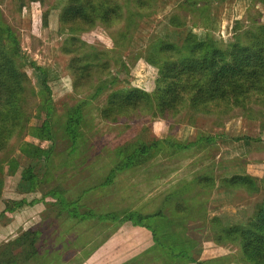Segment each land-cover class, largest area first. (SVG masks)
<instances>
[{
    "label": "rangeland",
    "instance_id": "obj_1",
    "mask_svg": "<svg viewBox=\"0 0 264 264\" xmlns=\"http://www.w3.org/2000/svg\"><path fill=\"white\" fill-rule=\"evenodd\" d=\"M210 1L206 13L211 21L188 16V25L198 35L203 33L206 23L210 25L218 46L234 42L236 29L248 24L249 10L255 14L253 5L246 0ZM178 3L180 0H159L156 13L151 18L140 19L138 27L123 25L113 30L99 27L75 35L83 42L84 45L79 43V46L85 52H110L106 55L112 64L106 77L102 76L101 81L96 78L92 88L77 94L72 89L70 56L63 52L69 46L70 35L59 36L57 32L62 0H46L43 5L34 0H0V18L13 28L22 53L47 73L45 77L29 65L22 67L32 86L27 96L30 130L44 122L46 113L40 104L49 93H52L55 111L53 141L40 139L34 131L23 132L15 134L7 150L0 153V178L4 181L0 214L7 201L31 203L59 186L68 188L66 195L75 198L90 189V199L85 202H91L86 203V208L102 214L140 212V206L146 203L150 204L149 212L161 205L165 208L162 212L169 214L174 211V199L169 203L166 199L179 196L186 207L195 206H192L193 213L187 220L183 219L188 224L173 223L168 219L170 216L167 221L155 224L161 240L165 238L166 244H170V237L175 234L195 240L198 262L239 254V246L218 245L210 238L209 231L201 227L213 216L229 225H246L254 207L263 202L264 190L249 194L244 189H228L220 180L239 174L251 175L260 183L264 176V144L235 142L232 137L264 139V109L255 107L250 117L233 112L224 118L199 114L191 120L186 111L171 121L150 115L114 124L105 121L98 108L100 101L96 97L102 86H109L112 91L134 87L147 92L155 90L160 66L157 50L165 36L175 39L171 35L173 31L168 35V22ZM46 12L49 13L47 27L43 23ZM44 78L51 86L49 89L43 85ZM83 101H89L90 105L83 111L84 124L77 141V153L70 155L71 140L62 125L68 111ZM222 135L227 136L218 138V144L210 148H191L174 156L157 152L141 167L118 173L113 183L102 186L115 163L122 160L117 152L123 147L129 148L140 141L166 139L187 143L199 136ZM31 145L52 150L48 167L34 158ZM31 165H35L34 173L40 182L34 191L28 190V183L21 180L22 172ZM207 174L216 180L215 188L208 190L197 184L190 185ZM65 217L50 205L26 204L14 214L5 213L0 217V244L31 229L39 232L38 246L42 251L25 264H193L172 258L168 251L154 247L148 236L129 224L89 220L80 223H86L84 227ZM49 249L51 251L46 252Z\"/></svg>",
    "mask_w": 264,
    "mask_h": 264
},
{
    "label": "trees",
    "instance_id": "obj_2",
    "mask_svg": "<svg viewBox=\"0 0 264 264\" xmlns=\"http://www.w3.org/2000/svg\"><path fill=\"white\" fill-rule=\"evenodd\" d=\"M45 4L46 0H34ZM253 5L248 14V24L241 25L236 32L235 41L225 46H218L211 34V27L205 24L201 35L196 34L188 25L192 16L196 20L210 22L206 10L211 6L210 0H180L171 12L168 25L170 36H165L159 44L157 56L160 58L156 88L147 92L140 88L112 91L109 86L99 88L96 99L101 117L110 123L134 121L140 117L152 116L161 121L179 118L183 112L189 111L190 119L197 115H209L224 118L235 112L250 117L255 107L264 109V0H246ZM159 0H62L58 15V34L70 35L69 46L63 52L70 56V76L72 89L77 94L93 87V81L107 76L112 64L106 54L110 52L88 53L81 49L83 42L75 35L92 32L96 28L113 30L138 27V21L145 17L151 18L158 9ZM182 11V12H180ZM44 26L49 24V13L43 16ZM177 39V40H176ZM176 40V41H175ZM86 47V46H84ZM31 66L42 72L46 70L37 66L36 62L22 53L19 38L13 28L0 18V153L7 150L15 134H28L32 131L43 140L53 141V119L55 111L51 94L40 104L46 113L44 122L30 130L27 96L32 89L31 81L23 66ZM102 78V79H101ZM43 85L49 89L50 84L44 78ZM90 105L83 101L68 111L67 120L62 125L71 140L70 155L77 153V141L81 136L84 124V109ZM220 137L199 136L195 141L180 142L179 140L140 141L129 148L118 150L122 160L115 163L107 180L102 184L113 183L118 173L135 170L150 161L157 152L174 156L191 148H210L218 144ZM235 142L246 144H264L263 138L249 136L232 137ZM34 158L48 167L52 150L45 151L41 147L31 145ZM35 165L26 168L21 180L28 183V190L34 191L40 184L34 173ZM195 184L205 189L217 186L216 180L210 175L199 177ZM220 184L228 189H244L249 194H257L264 190V176L260 183L251 175H233L224 177ZM4 181L0 178V203L3 197ZM90 189L80 196L66 195L69 190L57 187L48 191L41 200L31 203L26 201H7L5 214H14L22 206L44 204L57 208L58 214L74 223L96 220L97 222H115L143 228L149 232L154 247L169 252L172 258L193 264H264V200L254 207V213L248 224H226L220 217L213 216L201 227L207 229L210 238L218 244L239 246V254L198 262L196 259L197 242L181 238L175 234L170 237V244L157 235L155 224L167 221L162 211L144 215L136 210L121 213H97L87 207L86 201ZM179 196L168 197L169 203L174 199L173 210L178 215H186L189 208ZM178 198V199H177ZM51 200V202H50ZM85 208V210L83 209ZM83 210V211H82ZM188 230V229H187ZM39 232L27 230L16 239L0 244V264H25L41 255L42 247L38 246ZM162 237V236H161ZM209 238V239H210ZM211 240V239H210ZM51 251L50 249L46 252ZM229 261L228 263H225Z\"/></svg>",
    "mask_w": 264,
    "mask_h": 264
},
{
    "label": "crops",
    "instance_id": "obj_3",
    "mask_svg": "<svg viewBox=\"0 0 264 264\" xmlns=\"http://www.w3.org/2000/svg\"><path fill=\"white\" fill-rule=\"evenodd\" d=\"M149 203V202H148ZM190 206H191V208H190ZM193 205H189L188 207H189V211H188V213L186 214V215H178L176 212H174V211H169V214L166 212H164V214H165V216L166 217H169L170 216V218H168L169 220H171L173 223H175V222H180L181 224L182 223H187L188 224V222H186V221H184L183 219H185V220H187V218H188V216H191L192 215V208L193 207H195V206H193ZM149 209H150V204H145L144 206H140V208H139V210H140V213H142V214H144V215H151V214H155L156 212H159V211H162L163 209H165L164 208V206H162L161 207V205L159 206V208L158 209H156L155 211H150L149 212ZM168 210V208L166 209V211ZM189 214V215H188ZM181 221H184V222H181ZM86 224V223H85ZM85 224H80V226H83L84 225V227H85ZM160 225H162V224H160ZM157 226H159V225H157ZM136 229H138L139 230V232L141 231V232H143V234H145L146 236H148V241L149 242H151L150 240H149V232H147V231H145L143 228H139V227H135ZM155 230H156V226H155V228H154ZM156 232H157V230H156ZM159 232H157V235L159 236ZM131 258H133V257H131Z\"/></svg>",
    "mask_w": 264,
    "mask_h": 264
}]
</instances>
